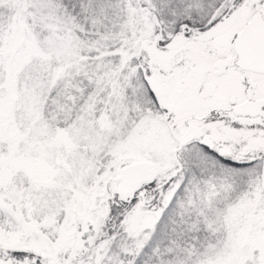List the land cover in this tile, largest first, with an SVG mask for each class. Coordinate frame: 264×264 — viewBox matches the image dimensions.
Segmentation results:
<instances>
[{
    "label": "snow or ice",
    "instance_id": "1",
    "mask_svg": "<svg viewBox=\"0 0 264 264\" xmlns=\"http://www.w3.org/2000/svg\"><path fill=\"white\" fill-rule=\"evenodd\" d=\"M0 264H264V0H0Z\"/></svg>",
    "mask_w": 264,
    "mask_h": 264
}]
</instances>
